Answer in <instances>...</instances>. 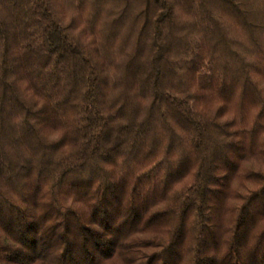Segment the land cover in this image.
Listing matches in <instances>:
<instances>
[{"label": "trees", "instance_id": "16d2710c", "mask_svg": "<svg viewBox=\"0 0 264 264\" xmlns=\"http://www.w3.org/2000/svg\"><path fill=\"white\" fill-rule=\"evenodd\" d=\"M0 264H264V0H0Z\"/></svg>", "mask_w": 264, "mask_h": 264}]
</instances>
